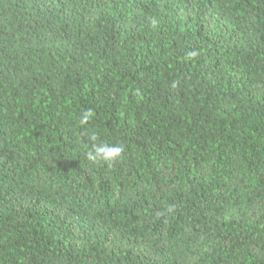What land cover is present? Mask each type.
<instances>
[{"label": "trees", "instance_id": "1", "mask_svg": "<svg viewBox=\"0 0 264 264\" xmlns=\"http://www.w3.org/2000/svg\"><path fill=\"white\" fill-rule=\"evenodd\" d=\"M0 264H264V0H0Z\"/></svg>", "mask_w": 264, "mask_h": 264}, {"label": "clouds", "instance_id": "2", "mask_svg": "<svg viewBox=\"0 0 264 264\" xmlns=\"http://www.w3.org/2000/svg\"><path fill=\"white\" fill-rule=\"evenodd\" d=\"M90 118V113L85 112L82 114L80 123H86ZM93 140L96 139L95 136L92 137ZM123 152V148L117 145H97L94 148V154L91 157L94 160H98L103 163H111L120 157Z\"/></svg>", "mask_w": 264, "mask_h": 264}]
</instances>
